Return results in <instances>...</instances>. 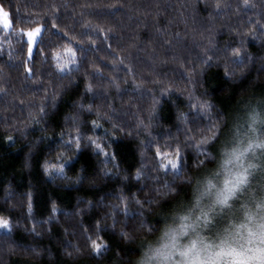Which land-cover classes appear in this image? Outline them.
Returning a JSON list of instances; mask_svg holds the SVG:
<instances>
[{"label": "trees", "instance_id": "1", "mask_svg": "<svg viewBox=\"0 0 264 264\" xmlns=\"http://www.w3.org/2000/svg\"><path fill=\"white\" fill-rule=\"evenodd\" d=\"M0 10L10 23L0 26V264H131L141 218L159 223L149 201L171 179L178 121L204 122L192 111L202 96L226 113L241 94L264 95V0H0ZM37 26L29 56L25 32ZM149 129L172 146L154 144L159 168L134 179ZM182 163L199 161L188 151Z\"/></svg>", "mask_w": 264, "mask_h": 264}, {"label": "clouds", "instance_id": "2", "mask_svg": "<svg viewBox=\"0 0 264 264\" xmlns=\"http://www.w3.org/2000/svg\"><path fill=\"white\" fill-rule=\"evenodd\" d=\"M194 102L192 111L204 122L192 125L186 113L178 121L183 132L175 141L179 156L173 151L165 157L171 179L155 190V203L149 201L159 223L141 218L128 239L138 247L131 264H264V95L241 94L226 113L214 110L205 96ZM145 140L151 141L150 148ZM145 140L134 179H141L146 163L159 168L150 153L160 140L152 129ZM171 146L159 144L162 151ZM188 151L199 161L191 170L182 163ZM178 185L187 186V195H178ZM122 196L140 206L138 199ZM167 200L171 203L162 209ZM110 207L115 214L129 210Z\"/></svg>", "mask_w": 264, "mask_h": 264}, {"label": "rangeland", "instance_id": "3", "mask_svg": "<svg viewBox=\"0 0 264 264\" xmlns=\"http://www.w3.org/2000/svg\"><path fill=\"white\" fill-rule=\"evenodd\" d=\"M0 13H2V15H0V26L5 29V30H9L10 28V23L8 21V18H7V14L0 10ZM6 22V23H5ZM35 29H39V31L36 33V35L33 37V46H32V49H29L28 47V55L30 56L35 48V45H36V42L42 32V26H37ZM26 33V32H25ZM25 39L26 41L28 42V38L27 36L25 35ZM0 223H4V221H1ZM0 230L1 231H8V227L7 228H4V227H0Z\"/></svg>", "mask_w": 264, "mask_h": 264}, {"label": "snow or ice", "instance_id": "4", "mask_svg": "<svg viewBox=\"0 0 264 264\" xmlns=\"http://www.w3.org/2000/svg\"><path fill=\"white\" fill-rule=\"evenodd\" d=\"M0 15H2V13H0ZM6 23V22H5ZM55 27V26H53ZM39 31V29H32L31 31H28L25 33V35L27 36L28 38V47L29 49H32V46H33V37L36 35V33ZM97 147H99V145H97ZM170 163L169 161H167V164ZM172 163V166L175 167V162H171ZM161 168H164L165 165L164 164H161L160 165ZM0 227H4V228H7L8 225L6 222L4 223H0ZM99 249V245H97L95 242H93V251H97Z\"/></svg>", "mask_w": 264, "mask_h": 264}]
</instances>
